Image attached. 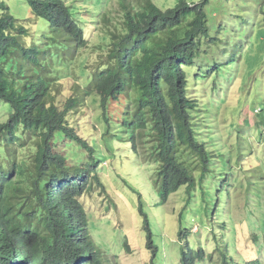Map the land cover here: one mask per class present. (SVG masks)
Returning a JSON list of instances; mask_svg holds the SVG:
<instances>
[{
  "label": "rangeland",
  "instance_id": "obj_1",
  "mask_svg": "<svg viewBox=\"0 0 264 264\" xmlns=\"http://www.w3.org/2000/svg\"><path fill=\"white\" fill-rule=\"evenodd\" d=\"M65 1L82 21L80 26L86 37L89 32L85 25L93 27L87 47L80 49L72 69L82 68L86 60L94 70L92 64L99 65L107 58L99 55L106 53V36L124 32L119 3ZM176 1L153 0L163 10ZM8 3L11 12L22 18L21 23L30 16L26 0ZM207 10L210 33L218 41L197 57L190 68L188 86L189 93L193 96L196 91L200 102L195 122L200 137L209 141L212 172L203 169L204 164L202 170H197L199 185L191 196L181 186L160 203L155 182L158 163L152 160L149 136L137 139L135 154L127 153V145L121 141L120 135L125 141L130 140L126 130H118L123 127L124 106L116 111L115 102L111 104L118 119L111 121L110 127L103 120L99 98H87L72 114L76 132L92 128L85 134L86 140L97 145L104 159L87 191L78 197L94 225L90 234L101 264H151L152 250L146 246L148 230L137 208L139 195L145 201L144 214L156 248L155 264H180V249L185 246L178 238L180 228L191 230L185 242L191 240L194 249L201 246L204 252H215L212 262L207 259L202 264H219L216 258L224 243L233 249L237 243L236 252H231L236 262L259 258L264 263V0H209ZM36 19L35 26L24 24L33 31L37 44L48 47L51 34L45 21ZM72 75L76 80L75 71ZM134 95L125 106L129 114L134 113ZM254 107L262 111L251 119L248 112ZM58 145L57 150L66 155L68 165L89 161L87 150L77 142L65 139ZM254 233L259 236V244L252 241Z\"/></svg>",
  "mask_w": 264,
  "mask_h": 264
},
{
  "label": "trees",
  "instance_id": "obj_2",
  "mask_svg": "<svg viewBox=\"0 0 264 264\" xmlns=\"http://www.w3.org/2000/svg\"><path fill=\"white\" fill-rule=\"evenodd\" d=\"M28 1L34 14L48 20L51 32L54 33L56 29L66 32L65 42L70 54L77 52L78 55L80 49L86 47L84 32L80 26H76V19L63 1ZM126 1L120 0L121 3ZM208 2L209 0H202L198 5L191 6L187 0H177L174 8L162 10L152 0H146L140 11L134 12L125 21L123 34L110 32V35L106 36V53L99 55L108 56L109 61L107 58L101 60L97 65L98 69L93 73V88L101 96L103 119L108 125L111 124V115L115 116L111 104L115 102L117 111L123 103L125 106L129 102L132 93H136L133 98L134 113L125 115L121 121L124 128L118 129L127 131L130 138V145L127 146L130 151L136 152L137 137L149 136L152 145L151 157L158 163L155 182L158 184V196L162 202L171 192L183 185L188 187V195L190 194L189 188L195 185L193 168L190 166L192 160H202L203 169L211 170L212 167L211 157L209 158L204 150V142L197 136L193 116L197 103L186 95V69L200 54L201 39L205 38L208 44L218 41V38L210 33L208 14L205 11ZM262 13L264 24V10ZM162 28L171 30L166 42L156 41L152 36ZM182 28H185V31L180 30ZM181 31H184L183 35ZM19 34H26L24 26L16 24L15 18L9 14L6 1L1 0L0 79L4 73H10L9 68L11 71L20 72L22 60L15 59L18 48L20 55L33 53L17 38ZM148 40L155 46H150ZM142 51L145 55L141 58ZM10 56L13 58H9ZM83 62L82 66L87 64L86 60ZM161 84L167 85V96L164 95ZM12 85L11 83L10 86ZM17 93L19 97H25L23 92ZM20 104L25 106L21 102ZM52 115L51 113L47 116L42 109L29 108L22 116L24 129L39 137L40 161L34 169L35 173H31L35 175V197L26 201V213L29 217L40 218L39 225L34 230L26 228L20 230V234L23 238L32 240L31 253L40 264H60L64 261L67 264H79L75 258L79 251L82 256H90L94 263L100 264L95 255V245L85 229L88 222L80 216L81 207L72 205L74 190L82 193L86 189L99 160L95 156L93 146L76 138L89 150L93 160L81 167L68 168L65 158L53 152L52 143L63 136H73V131L70 129L64 134L60 133L49 121ZM184 147L196 156L186 154ZM66 177H75V182L65 183L62 180ZM62 186L70 189L68 200L61 196ZM139 210L145 213L142 198L139 199ZM148 232L151 233L149 227ZM186 232L182 228L179 229L180 241L185 239ZM150 241L151 238L149 243ZM180 251L181 264H199L198 261L203 260L205 256L203 248L194 249L190 241H186ZM221 253L222 264H235L234 258L228 254L227 243ZM256 262L250 264H260Z\"/></svg>",
  "mask_w": 264,
  "mask_h": 264
},
{
  "label": "clouds",
  "instance_id": "obj_3",
  "mask_svg": "<svg viewBox=\"0 0 264 264\" xmlns=\"http://www.w3.org/2000/svg\"><path fill=\"white\" fill-rule=\"evenodd\" d=\"M4 1H6L9 7L8 0H4ZM61 1H63L65 6L68 8L69 12L76 19L75 24L77 23L76 26L78 25L79 27L80 24H82V21L75 16L73 11L71 10V7L66 3L65 0H61ZM108 1H112V0H106V3ZM117 1L119 3L118 9L122 14V22L124 24V30H125V21L128 19V17L131 14L140 11L139 9L144 5V2L146 0H127L126 2H122V3L120 2V0ZM201 1L202 0L198 1V3L190 2V1L188 2L191 6H195L198 5ZM26 2L29 6L30 16L24 17L25 21L23 20V23H21L22 18L20 19L19 17L15 16L11 12L10 8H9V14H11L15 18V22L18 26H24L26 34L24 36L19 34L17 35V38L24 43L28 51L33 53L30 54L28 53L26 54L27 56L25 55L23 56L22 54L20 55L21 51L20 48H18L17 49L18 51L16 52L17 56H15V59L18 61L20 59L22 60V66L20 72L17 73V71L15 70L11 71V69L9 68L10 73L8 74L4 73L2 79H0V264H40L39 261L36 260V258L31 253L30 248H31L32 240L25 239L20 234V230H24L26 228H30L34 230L39 225L38 218H40V216H38V218L29 217L26 213L28 207L26 201H28L29 198L35 197L33 194V189H34L33 183H34L35 175L34 176L31 175V173L32 172L35 173L34 169L39 164L40 161V155H39L40 149L38 146L39 137L29 133L24 129L23 124L21 122L22 116L29 108L42 109L47 114V116L51 113L53 114L52 116L49 117L50 119L49 121L54 128L59 129L60 133L64 134L65 132L71 129L73 131V136L66 135L61 137V139H58L56 142L52 143L53 152L65 158V165L68 168H74L78 166L81 167V165H85L86 163L91 162L93 160L90 157L89 150L86 149L89 155L88 157L89 161L87 160V162L83 164L68 165L66 155H64L62 152H59L57 150V147L59 146L58 145L59 142L64 141L65 139H70L73 142H77L79 146L84 148L79 143L80 141L76 138H79L80 140H83L84 142H87L90 146H92L91 143L88 142L86 140L87 138L85 137V134L90 133L92 128L88 129L87 131L83 129L81 130V133L76 132L75 131L76 126L73 123L72 114L75 112L78 106H82L84 101H86V99L90 97L99 98V105H100V97H101L98 94V92L95 91L93 88V81H94L93 73L98 69L97 64L96 63L92 64L95 67L94 70L91 69L89 64H85L82 68L76 67L73 70L72 68H74V66L77 64L80 53L77 55L76 52L72 55L68 52L67 45L65 42L66 32L62 30L59 31L57 29L54 31V33L51 32L48 20L46 18L34 14L33 13L34 11L32 9V6H30L29 1L26 0ZM134 4H136L137 6L136 8H134ZM176 4L177 1L174 6L168 8L172 9L176 6ZM208 4L205 5V11L207 12V14H208V10H207ZM37 17L42 18L45 21L48 32L51 34L52 43L48 47H45V44L43 45L37 44V42H35L36 40L33 38L32 35L33 31H29V28L25 26V24L27 25L34 24L35 26L37 22L36 19ZM191 18L192 16H190L189 19ZM102 19H104V17H102ZM85 27L89 32V35L87 37L85 35L83 28L82 27L81 28L88 42L89 39L88 37L92 34L91 29L93 27L88 25H85ZM180 30L185 31V28H182ZM124 32H121L120 34H123ZM170 32H171L170 29L163 30L162 28L157 32L153 33L152 36L156 41L166 42ZM115 34H119V33H115ZM29 42L31 43L29 44ZM201 42H202V46L199 55L207 53L210 50L211 45H213V44H208L205 38H202ZM147 43L150 46H155L154 43L149 40L147 41ZM86 47L82 49H86ZM144 55L145 53L142 51L141 58L144 57ZM106 57L108 60V56ZM197 57L195 58V60L197 59ZM9 58H13V57L10 56ZM195 60L193 61V64L191 66L195 64ZM191 66L189 67V71L187 72L188 79L191 78V73H190ZM73 71H75L77 78L76 80H73V75H72ZM87 71L89 72V74L87 73ZM195 82L198 85V82L197 81ZM11 83L13 84L12 86H10ZM188 84L189 81L187 83L186 95L190 99L196 101L197 107L200 108L199 99L197 95H195L196 91L192 96L189 93L191 87L189 88ZM161 86L164 95L167 96V90H168L167 85L161 84ZM12 89L16 91V93L12 91ZM17 92H23L25 94V97H19V94ZM134 94H135L134 97H136V93ZM130 100H131V96L129 101ZM20 102L25 106L22 107ZM121 106L123 107L124 103ZM125 106H124L123 118L125 115H130L125 110ZM197 107L193 113L194 120L197 116L196 115ZM100 108L102 109L101 106ZM261 111L262 109L258 107H254L253 109H250V111L248 112V117L252 119L253 117L257 116ZM102 117H103V113H102ZM116 119H118V115L114 117H112L111 115V121H114ZM104 122L106 123L107 126L109 127L111 126L108 125V123L105 120ZM82 124H83L82 122L79 123V125ZM120 136L122 138L121 141L122 142L124 141V145L125 144L130 145V142L128 143L127 140L125 142L122 135ZM197 136L200 138L202 142H204V148H205L204 150H206L208 157L210 158L211 150H210L209 141L203 140L199 134ZM116 138L117 140L119 139L118 134ZM138 138L139 137H137V139ZM48 147L51 148V146L49 145ZM17 148H19V151H17ZM93 148L96 151L95 156H97L99 160L98 161L99 164L97 165L98 168L101 165V161L103 162L104 159H102L101 153L98 151L97 145L93 146ZM127 150H129V146L125 148V151ZM185 152L186 154H189L191 156H196L187 148H185ZM135 153H136L135 151L129 150V154H135ZM203 164L204 163L200 159L192 160V162L190 163V166L193 168L192 172H194L195 185L193 186V188H189L190 189L189 196H191L192 190L197 185H199V183L196 181L195 174L197 170L199 171L202 170ZM93 174H94L93 177H96V171ZM91 179L90 181H88L87 187L82 193H80L79 190H74L73 195H75V197L72 205L73 206L78 205L81 207L79 210L80 216L87 220L88 225L86 226L85 229L89 234V239L94 243L90 234V229L91 227L94 226L92 222L89 221L90 214L86 216V214L84 213V208L82 207V205L78 200V197L83 196L84 193L87 191ZM62 181H65V183L75 182V177H66ZM183 186H185L187 190L188 187L186 185ZM69 190L70 189H66L64 186L61 187L60 192L64 200H68ZM174 192H171L170 194ZM139 196L141 198V195ZM168 196L165 200H163V202L168 199ZM161 200L162 199L160 197V203H163ZM137 208H138V212L144 217L143 223H145V228L148 230L149 227L147 223L148 217L142 211L139 210V202ZM71 215L72 213L70 214V216ZM180 218L181 216L179 217V220ZM185 231H187L186 232L187 236L191 233L190 232L191 230H184V232ZM149 236L151 238L150 243H149V239H150ZM252 237H253L252 241L256 242V244H259L260 242L259 236L258 235L256 236L254 233ZM185 239H181V241H184L185 243ZM189 241L192 242L191 240ZM147 242H148L146 245L147 248H151L152 250L150 254L151 264H154V259L156 257V248L153 246L152 232L151 233L148 232ZM104 245L106 246L105 243ZM124 245L128 248V243L124 242ZM225 245L226 243L220 246V250L218 251L217 254L218 257L216 258V261L218 260L219 264H222L221 251L223 250V247ZM227 245L229 246L228 254H230L234 258L235 264L236 263L250 264L253 262L255 263V261L260 262V264H264L262 260L259 258L248 261L244 259V262H241L242 260L240 261L238 260V262H236L235 256L231 252L233 253L236 252L237 243L234 246L235 250L231 248L228 243ZM182 247H184V245ZM95 249H96V245H95ZM95 255L96 258H98L97 251ZM214 256H215V252L211 253L206 251L204 259L199 260L198 262L199 264H202V262H206L207 259H209V263H210L213 261L212 259ZM75 258L79 264H97L92 261L90 256L87 258L86 256H82L81 251H79L78 256H75ZM180 258H181V251H180ZM60 264H67V263L64 261V262H60ZM72 264H76V262ZM180 264H181V259H180Z\"/></svg>",
  "mask_w": 264,
  "mask_h": 264
}]
</instances>
